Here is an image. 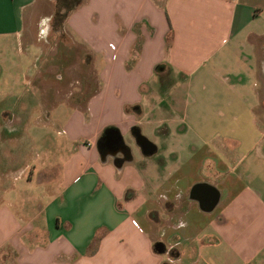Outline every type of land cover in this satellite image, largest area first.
Returning <instances> with one entry per match:
<instances>
[{"label": "crops", "instance_id": "0c3cea01", "mask_svg": "<svg viewBox=\"0 0 264 264\" xmlns=\"http://www.w3.org/2000/svg\"><path fill=\"white\" fill-rule=\"evenodd\" d=\"M92 1L67 15L66 30ZM103 1L123 15L122 41L107 44L116 57L104 58L83 36L93 61L97 52L105 59L101 86L83 109L61 100L73 115L54 119L59 102L41 92L33 98L39 55L24 33L37 15L46 30L51 10L41 14L39 0H0V223L11 226L3 238L15 264H264V192L241 183L242 162L219 129H191L239 125L241 109L255 108L264 79V0ZM90 20L95 13L84 24ZM192 89L223 90L237 102L214 104L212 118L190 115L184 96ZM258 101L264 106V97ZM107 127L129 148L120 163L98 149ZM138 133L153 143L152 154L136 143ZM2 191L24 192V225L9 208L15 197L8 207Z\"/></svg>", "mask_w": 264, "mask_h": 264}, {"label": "rangeland", "instance_id": "374dc122", "mask_svg": "<svg viewBox=\"0 0 264 264\" xmlns=\"http://www.w3.org/2000/svg\"><path fill=\"white\" fill-rule=\"evenodd\" d=\"M39 1V8L43 11L41 14L51 10L46 30V26L43 20L40 19V15H37L30 25L26 23L24 30L25 35H31L33 41L32 53L39 55L35 57L32 64L33 98L36 101L39 100V93L41 92L43 99H46L48 102H55L57 100L59 106L54 111H51L53 118H70L74 111L66 104H63L61 100H68L73 104L76 103L83 109L86 98L101 86L98 71L103 69L105 63V59L101 58L98 52L95 53L93 61V55L89 54L87 45L81 43V41H84L83 36H86L89 39L88 41L98 46L97 50L102 49L105 55L104 58L115 59L117 51L115 48L111 49L110 46L108 47L107 44L109 41H112L117 45L118 41H122L121 35L123 34V30L120 26V19L123 15L111 13L103 0H93L89 10L82 14L80 13L79 18L74 20V27L67 25V30L74 32L75 40L65 29L64 22L59 24L52 22L54 0ZM94 13L95 21L91 22L90 20L89 24L86 22L85 25V21H89ZM258 87L260 88L259 98H263L264 79L259 81ZM185 95V102L189 106L188 113L190 115H192L191 113H196L198 116L208 118L214 116V112L217 109L216 106H213L214 104L223 103L227 98L233 103L237 102L236 95L234 96L223 90L215 93L209 89L200 94L199 91L192 89ZM249 98V103H251L252 97L250 96ZM259 98L257 96L253 110L241 109L239 125L229 124L217 127L195 126L191 127V129L201 134L211 133L214 128L219 129L221 135L223 134L222 136H224L226 150H234V154L230 152V155L242 162L241 167L238 169L241 183L264 192V158L260 159L255 156L257 152L264 156V106L259 104ZM224 112L227 113V111ZM253 118L259 122L256 123ZM31 123L28 129L33 131L34 124L32 123L31 125ZM144 134L147 138L152 137V132L149 129H146ZM49 135L55 141H58V143L60 140L63 141L56 131H51ZM129 142L133 148L135 158L137 160L142 159L143 156L140 154V150L134 139H131ZM67 146L71 147L69 144ZM66 148L68 147L65 146L63 149L64 154L70 151ZM235 159H233L232 163ZM147 171L149 174L151 173V166ZM9 196L15 197L13 192H5L3 196L4 203L2 202L8 207L9 201L13 202L14 199L9 198ZM23 197L24 192L20 191L18 197H15V205L9 207L12 211H15V209L19 211L18 215L22 220V225L25 224V213L21 210ZM10 229L11 226L8 223H0V238L8 236L7 234H9ZM7 241L4 238L0 240V244H2L0 247V261L3 264H15V252L12 247H9Z\"/></svg>", "mask_w": 264, "mask_h": 264}, {"label": "trees", "instance_id": "16d2710c", "mask_svg": "<svg viewBox=\"0 0 264 264\" xmlns=\"http://www.w3.org/2000/svg\"><path fill=\"white\" fill-rule=\"evenodd\" d=\"M82 0H54V11L52 15V22L59 24L64 22L65 18L67 15L75 9ZM113 129V127H107L103 130L101 133L100 137L98 138V149L101 153H103V142H104V137L106 135V132ZM128 197V195H127ZM161 243L155 242L153 244V247L156 249L157 247H160Z\"/></svg>", "mask_w": 264, "mask_h": 264}, {"label": "flooded vegetation", "instance_id": "af4514ba", "mask_svg": "<svg viewBox=\"0 0 264 264\" xmlns=\"http://www.w3.org/2000/svg\"><path fill=\"white\" fill-rule=\"evenodd\" d=\"M108 136L109 139H108ZM116 131L112 129L106 132L104 142H103V154L112 155L114 160L118 163L122 162L125 158L129 157V148L122 143V141L117 142Z\"/></svg>", "mask_w": 264, "mask_h": 264}, {"label": "water", "instance_id": "95a60500", "mask_svg": "<svg viewBox=\"0 0 264 264\" xmlns=\"http://www.w3.org/2000/svg\"><path fill=\"white\" fill-rule=\"evenodd\" d=\"M114 129H112L113 131ZM116 131V138H117V142L120 140L122 141V137L121 135H119V133ZM108 132V131H107ZM110 136H108L109 139ZM105 138V137H104ZM110 140V139H109ZM135 141L136 143L141 147L143 153L145 154H152L153 150L155 149L153 143L147 139L145 136L141 135V134H136L135 136Z\"/></svg>", "mask_w": 264, "mask_h": 264}, {"label": "built area", "instance_id": "2783aa9c", "mask_svg": "<svg viewBox=\"0 0 264 264\" xmlns=\"http://www.w3.org/2000/svg\"><path fill=\"white\" fill-rule=\"evenodd\" d=\"M109 46H110L111 49L115 48V46L113 44H109Z\"/></svg>", "mask_w": 264, "mask_h": 264}]
</instances>
